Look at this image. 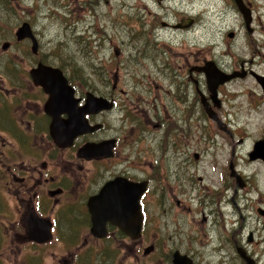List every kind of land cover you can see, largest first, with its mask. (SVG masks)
<instances>
[{
    "label": "flooded vegetation",
    "instance_id": "af4514ba",
    "mask_svg": "<svg viewBox=\"0 0 264 264\" xmlns=\"http://www.w3.org/2000/svg\"><path fill=\"white\" fill-rule=\"evenodd\" d=\"M193 8L194 5L190 3L189 11L179 16L173 23L161 22V25L165 27L183 28L190 36L187 46L191 47L185 52L183 59L177 54L174 55V63L181 60L177 64H172L174 73L171 78L168 77L171 79L172 95L170 91L164 89L165 96L163 89L161 90L162 86L155 84L160 78L162 69L157 70V73L156 70L149 71L158 78L144 76L145 73L140 75L137 68L135 70L130 68L131 64L125 56L124 61L109 58L106 70L101 68L102 80L112 82L110 88L105 85L103 91L92 88L91 92L82 91L68 79V83L73 88L72 99L74 102H76L75 99L77 100L78 106L85 102L87 93L103 96L112 102L111 109L86 115L90 124L99 125V127L91 132L77 135L68 147L57 145L50 136L49 127L52 119L45 109L49 95L40 85L34 83L31 76V71L38 65L55 67L63 73L64 71L58 65L47 61L46 55L38 50V43H36L35 51L32 50L33 46H30L29 51L26 47L27 43L23 45L21 42H31V39L17 40L15 31V42L1 43L0 241L3 236L9 237L12 241H18L19 264H44L42 258L46 252L55 256V259L48 264H130L129 256L116 261L115 255L119 252L111 249L113 245H110L125 242L137 244V250L131 256L135 258L133 264L141 262L145 264V260L150 264L165 263L162 258H158L155 262L150 259L155 258L156 243L172 241V231L168 232V239L165 238V233L160 232L154 224L153 216L148 211L146 214L145 207L147 210H150V206L154 209L157 201H162L161 208L167 212L171 208L172 210L175 207L181 208L193 199L198 200V214L201 215L199 228L205 229V234L208 236L213 235L214 241L218 244L225 240L228 245L223 248L219 244L215 252L229 254L228 248L231 246L235 248L245 264L246 260L239 251L251 258V264H256L257 251L253 250V246L250 251L246 245H240L239 239L229 241L228 232L232 231L228 230L233 229V225L227 227L226 220L233 219L234 211L230 205L233 204L237 187L223 181L224 164L220 162L217 150L223 147V144L216 138L218 129L215 127L224 131L232 139V128H229L228 123L222 122L220 118L221 115L227 114L235 103L233 92L228 93L225 89L230 83L238 82L237 80L242 78H251L261 95L257 98L258 102H250L249 106L252 109H259L264 104L262 101L264 91L259 82L260 77L257 76H264V23L260 21V15L264 14V2L263 0L260 2L257 0H212L207 9L201 4L197 5L196 10ZM234 12H237L241 18L239 23L244 27L243 34L248 36L245 38V45L251 50V56L248 59L231 53L230 60H226L223 53L219 52L221 48H225L227 53L230 52L237 42L240 31L224 29L222 22L236 15ZM172 14L177 16L173 11ZM244 14L246 18H249L248 26ZM223 36L229 40L224 41L221 39ZM5 42L8 45L4 48ZM19 45L20 48H18ZM119 50L118 47L114 49L117 56H120ZM153 50L159 51V48H153ZM134 52L132 56L134 61L140 60L138 52L143 54V51L138 49L137 52L134 49ZM4 53L7 54L6 59L1 60ZM158 54L146 56L154 61V68H157L155 66L157 61L165 56L162 52V55L157 58ZM167 64L169 66V63ZM206 70L212 76L210 82H208ZM166 72L167 70L164 69L162 74L165 75ZM170 72L171 70L169 74ZM230 73L242 75L213 88L217 75L223 77ZM128 78L131 81L129 88L121 90L119 79L125 81ZM133 82L135 85L131 86ZM171 84L168 83V86ZM136 85L140 86L141 95L146 94V97L139 96L138 104L130 107L126 100L132 98V89L137 90ZM117 94L120 96H116ZM162 95L168 100L164 104ZM117 105L123 111V120L126 124L129 120L131 127L138 129L139 139L149 138L152 143H156L161 137V135L156 137L158 135L156 131L163 132V149L168 148L170 152L168 159L172 160L171 166L164 168V173L161 172L160 165L156 164L160 156L156 154L157 150L154 147L153 153L146 152L148 147L146 145L141 148V155H133L129 148L132 150V142H135L137 138L128 137L126 127L120 134L112 131L113 128L116 130L117 128L109 123L106 114ZM60 117L66 118V114L61 113ZM206 118L214 120L212 123L215 127L211 130L206 129ZM105 140H113L110 156L86 159L78 154L84 144L100 143ZM237 141L240 143L242 138ZM196 142H199L200 146L192 150V143ZM162 145L158 148L162 149ZM232 147L234 149L233 145ZM233 151H230L231 156L226 163L229 169L227 176L229 180L235 182L236 175L240 176L243 187L244 177L235 167ZM166 157L164 155L162 158ZM202 161L205 164L208 163V168L214 172L215 176L217 175V186L221 188L220 191L209 189L204 185L207 182L206 177L197 176V182L194 181V173L198 171ZM134 162L136 165L133 164ZM84 163H90L92 171L81 173L78 178L76 172H79ZM122 179L132 183L135 190L143 188L138 199L142 214L140 231L138 235L131 237L114 223V220H108L105 223L104 235L96 234L93 231L87 203L107 182L115 180V186H118L123 182ZM200 184H203L204 194L200 193L198 197L190 198L188 191L190 193V190L194 188L201 190L198 186ZM179 186L183 189H179ZM223 188L224 196H222ZM228 190L232 193L230 198H226ZM182 191L187 193L182 198H178ZM98 205L103 208L106 205L112 207L113 203L104 202ZM260 209L262 212L258 213L264 216V208ZM13 211L18 214V219L13 218ZM191 211L193 212L194 208L189 205L186 212L189 215ZM178 215L180 213L173 212L174 217ZM34 220L42 221L45 226V233L39 234V239H33L35 234L31 229L29 230V225L31 226ZM34 228L37 232L38 226ZM38 231L40 233V230ZM8 232L9 235H7ZM221 234L224 239L221 238ZM97 242H100L102 249L95 250ZM246 242L253 243L252 232L247 235ZM147 243L153 245L155 250L149 253L145 251L147 254H144L141 248ZM33 248L36 250L34 251ZM260 250L259 254L264 253V248ZM172 252L167 253L166 263L169 257L170 264H173ZM66 253L70 257L67 258ZM185 254L192 259L193 264H196L193 254L186 252Z\"/></svg>",
    "mask_w": 264,
    "mask_h": 264
},
{
    "label": "rangeland",
    "instance_id": "374dc122",
    "mask_svg": "<svg viewBox=\"0 0 264 264\" xmlns=\"http://www.w3.org/2000/svg\"><path fill=\"white\" fill-rule=\"evenodd\" d=\"M257 1L260 2V0ZM190 3L194 5V10H196L198 4L207 9L212 0H0V46L4 41L15 42L14 31L22 22L27 21L32 27L40 53L46 55L49 63L61 67L66 77L79 86L82 91H91V88L103 91L105 85L110 88L112 82L102 80L101 68L106 70L109 58L124 61L127 57L129 64H131L130 68L132 70L137 68L140 75L145 73L144 76L150 75L154 78L156 75L149 73L150 70H156L157 73V70L162 69L163 71L166 69L165 75L162 74V71L160 72V78L155 84H160L162 86L161 90L166 89L172 95V84L170 83V78L174 73L172 64H177L181 60L179 59L177 63H174V55L177 54L183 59L185 52L191 47L187 46L190 36L183 28L165 27L161 25V22L173 23L179 16L189 11ZM172 11L177 16L173 15ZM234 13L239 17L237 12ZM236 15L222 20L224 29L231 28L240 31L237 42L230 52H225L227 51L225 48L219 50L226 60H230L229 55L231 53L245 59L251 56L250 48L245 45V38H248V36L243 34L244 27L239 23L241 18L236 17ZM260 21L264 23V14L260 15ZM221 39L224 41L229 40L225 36ZM21 43L23 45L27 43L26 47L29 51L30 46H33L32 41ZM161 46L165 49H161ZM20 47L19 45L18 48ZM117 47L120 49V56L115 54L114 49ZM153 48H159V51H155ZM134 49L137 52L138 49L143 51V54L138 52L140 57L138 61H134L132 57L135 54ZM161 50L165 53V56L157 61V65H155L157 68H154V61L146 56L159 53L156 56L158 58L162 55ZM171 54L172 58L170 57ZM6 56V53L2 54L1 60H5ZM134 63L138 65L135 66ZM167 63H169V66ZM169 70H171L170 74ZM237 81L225 87L228 93L233 92L235 103L227 114L220 116L221 121L227 122L229 124L226 123L227 126L232 128V139L224 131L215 127L212 123L214 120L209 118H206L205 121L207 124L206 129L211 130L213 127L218 129L216 138L223 144V147L217 149L219 160L224 164V169H222L223 181L237 187L233 204L230 205V208L234 211L233 219L226 220L227 227L233 225V229L228 230L232 231L228 232L229 241L239 239L240 245H246L250 251H252L251 247L253 246V250L257 251L255 253L257 257L256 264H264V253H258L261 251L260 249L264 248V216L258 213V208H264V162L260 159L249 160L248 158V152L252 150L254 141L262 138L264 134V104L259 109H252L249 106L250 102H258L257 98L261 95L259 89L251 78H242ZM130 82L129 78L125 81L119 79L120 89L129 88ZM168 83L171 85L168 86ZM132 85H135V82L131 83ZM139 85H136L137 90L132 89V98L126 100L130 107L138 104V98L146 97V94L141 95L142 91L139 90ZM163 94L166 96L165 91ZM116 96L119 97L120 95L117 94ZM165 96L162 97L163 104L168 101ZM262 101L264 102V99ZM106 117L109 123L117 128V130L113 128L112 131L120 134L122 129L126 127L128 128L126 135L137 138V142H132V150L129 148L133 155H141V148L147 145V153H153L157 150L156 154L160 157L156 164L160 165L162 173H164V168L167 169L171 166L172 160L168 159L170 152L168 148L163 149L162 145L163 132L156 131L158 134L156 137L161 135L156 143H152L149 138L139 139L138 129L131 127L129 120L126 124L123 120V111L118 105L107 113ZM202 117L205 118V116ZM241 138L242 141L238 143L237 140ZM161 145L162 149L158 148ZM199 146V142L192 143L191 149L195 150ZM232 150H234L233 162L235 167L244 177L245 185L242 188L236 185L238 175H236V182L229 180L227 176L229 169L226 163ZM164 155L167 156L165 159L162 158ZM133 164L136 165V162ZM199 165L198 171L193 176L194 181L197 182V176L206 177L207 182L204 185L209 189L220 191L221 188L217 186V175L215 176L214 172L208 168V163L205 164L202 161ZM91 171L90 163H84L79 172H76V176L80 178L81 173H90ZM198 186L201 190L194 188L190 190V193L188 191L190 198H196L200 193L204 194L203 184ZM179 189L183 188L179 186ZM228 191L226 198L232 196L231 190ZM186 193L182 191L177 197L182 198ZM222 196H224V188ZM187 203L194 208V211H191L189 215L186 212L189 206ZM187 203L181 208L175 207L173 210L171 208L167 212H164L165 210L161 208L162 201H157L154 209H152V206H150V210L145 207L146 214L148 211L153 216L154 224L160 232L165 233V238L168 237V232L172 231V241L167 240L159 244L156 243L155 258L150 260L155 262L158 258H162L165 263L161 264H170L169 257L166 263L167 253L178 249L181 253L193 254L196 264H245L234 247L229 246V254L215 252L219 244L223 248L228 246L226 241L224 240L218 244L214 241L213 235L210 237L205 234V229L199 228L201 226L199 224L201 223V215L198 214V200H189ZM173 212L175 214L180 213V215L174 217ZM13 218L18 219L16 212L13 213ZM6 229L10 228L6 227ZM250 232H252L253 243L246 242L247 235ZM7 235H9V232ZM215 236L217 237L216 234ZM221 238L224 239L222 234ZM110 245H113L111 249L119 252L118 255H115L116 261L129 256L128 262L130 264L135 262V258L131 256L137 250V244L133 245L130 242H125L111 243ZM149 245L147 243L141 248L144 254H147L145 249ZM0 246V264H19L18 241H12L9 237L3 236ZM96 249H102L100 242H97ZM33 250L36 249L33 248ZM49 254L50 252H46L43 255L42 263L48 264L55 259L53 254ZM66 256L67 258L70 257L68 253H66ZM247 257L251 259L249 256ZM145 264L150 263L145 260Z\"/></svg>",
    "mask_w": 264,
    "mask_h": 264
},
{
    "label": "water",
    "instance_id": "95a60500",
    "mask_svg": "<svg viewBox=\"0 0 264 264\" xmlns=\"http://www.w3.org/2000/svg\"><path fill=\"white\" fill-rule=\"evenodd\" d=\"M244 19L248 26L249 18H246L245 14ZM15 35L17 40L30 38L33 43L32 50L35 51L37 40L27 22H23L16 29ZM7 45V42L3 43L4 48L7 47ZM203 69L205 70L206 68L204 67ZM237 75L239 74L232 73L223 77L222 75H217L213 88ZM31 76L34 83L40 85L49 95L45 109L52 119L49 127L50 136L54 142L61 147L70 146L77 135L91 132L99 127V125H91L88 122L86 118L87 114H95L111 107V103L106 99L96 97L92 93H87L85 102L81 106H78L77 100L75 99L76 102H74L72 99L73 88L68 84L67 79L58 68L38 65V67L31 71ZM206 76L208 77V82H210V80L212 81V76L207 70ZM61 113H65L66 118L62 119L60 117ZM111 148L112 140H105L100 143L88 142L79 149L78 154L86 159L98 156H110ZM248 156L250 160L260 158L264 162V134L261 139L254 142L253 149L249 152ZM122 181L123 182L118 184V186H115V180L107 182L97 195L89 199L87 204L93 223L94 233L104 235L105 223L108 220H114V223L121 227L124 232L131 235V237L138 235L142 220L138 199L143 188L135 190L132 183L126 179H122ZM237 185L242 186L239 176L237 177ZM104 202H111L113 205L112 207L106 205L104 208L98 205V203ZM258 211L262 212L259 209ZM35 226H38L40 233L38 230L37 232L35 231ZM30 229L35 234L33 239H39V234L45 233V226L42 221L34 220L31 226L29 225V230ZM152 249L153 246L149 245L145 251L149 252ZM239 253L245 258L247 264L252 263L241 251H239ZM172 262L173 264H193L192 260L187 255L181 254L178 250L173 252Z\"/></svg>",
    "mask_w": 264,
    "mask_h": 264
},
{
    "label": "bare ground",
    "instance_id": "6f19581e",
    "mask_svg": "<svg viewBox=\"0 0 264 264\" xmlns=\"http://www.w3.org/2000/svg\"><path fill=\"white\" fill-rule=\"evenodd\" d=\"M240 198H242V197H240ZM239 208V207H238Z\"/></svg>",
    "mask_w": 264,
    "mask_h": 264
}]
</instances>
